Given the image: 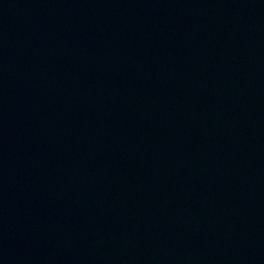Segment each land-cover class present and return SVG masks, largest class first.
<instances>
[{"label":"water","instance_id":"water-1","mask_svg":"<svg viewBox=\"0 0 264 264\" xmlns=\"http://www.w3.org/2000/svg\"><path fill=\"white\" fill-rule=\"evenodd\" d=\"M0 264H264V27L0 0Z\"/></svg>","mask_w":264,"mask_h":264}]
</instances>
